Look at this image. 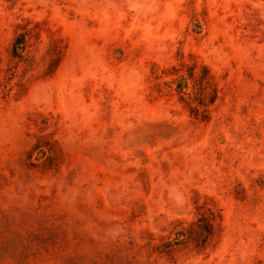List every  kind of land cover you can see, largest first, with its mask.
Instances as JSON below:
<instances>
[{"label":"rangeland","instance_id":"obj_1","mask_svg":"<svg viewBox=\"0 0 264 264\" xmlns=\"http://www.w3.org/2000/svg\"><path fill=\"white\" fill-rule=\"evenodd\" d=\"M0 264H264V0H0Z\"/></svg>","mask_w":264,"mask_h":264}]
</instances>
